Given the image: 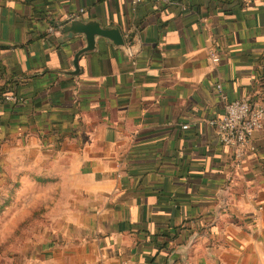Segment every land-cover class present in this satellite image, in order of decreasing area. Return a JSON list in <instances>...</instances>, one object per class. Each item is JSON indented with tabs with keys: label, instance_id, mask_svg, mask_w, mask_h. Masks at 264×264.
<instances>
[{
	"label": "crops",
	"instance_id": "obj_1",
	"mask_svg": "<svg viewBox=\"0 0 264 264\" xmlns=\"http://www.w3.org/2000/svg\"><path fill=\"white\" fill-rule=\"evenodd\" d=\"M78 17L125 45L101 37L76 69ZM0 67L18 97L0 101V178L11 152L53 190L26 264H161L150 236L179 232L172 252L210 224L190 264H264V125L239 163L212 125L264 97V0H0Z\"/></svg>",
	"mask_w": 264,
	"mask_h": 264
},
{
	"label": "rangeland",
	"instance_id": "obj_2",
	"mask_svg": "<svg viewBox=\"0 0 264 264\" xmlns=\"http://www.w3.org/2000/svg\"><path fill=\"white\" fill-rule=\"evenodd\" d=\"M13 158L11 152L6 153L5 161L8 164L5 176L0 178V264H26L33 237L31 229L44 218L47 212L44 209L52 206L49 197L53 190L50 187L46 190L47 186L43 183L39 189L22 184L30 170L27 168L19 176L18 169L12 168ZM20 190L21 193L18 192ZM46 193L49 200H46Z\"/></svg>",
	"mask_w": 264,
	"mask_h": 264
},
{
	"label": "built area",
	"instance_id": "obj_3",
	"mask_svg": "<svg viewBox=\"0 0 264 264\" xmlns=\"http://www.w3.org/2000/svg\"><path fill=\"white\" fill-rule=\"evenodd\" d=\"M161 4H170L174 0H157ZM212 59L219 60L217 52L211 53ZM217 88L222 92V85ZM222 97H227L222 92ZM18 101L12 93L2 95L0 101ZM212 125L218 131L219 141L230 147L235 154L236 161L239 163L246 152L248 145L258 130L264 125V97H261L256 103L248 98L235 99L227 101L225 111L221 118L212 121Z\"/></svg>",
	"mask_w": 264,
	"mask_h": 264
},
{
	"label": "water",
	"instance_id": "obj_4",
	"mask_svg": "<svg viewBox=\"0 0 264 264\" xmlns=\"http://www.w3.org/2000/svg\"><path fill=\"white\" fill-rule=\"evenodd\" d=\"M62 31L66 36V39H71L75 37L77 34H82L86 41V47L81 49L75 57V67L79 68V58L84 55L91 53L95 50L97 42L99 38L103 37L108 41L113 42L117 46L125 45L124 35L119 27L116 26H108L103 25L100 21L96 19H91L89 21H85L80 17L75 18L68 22L66 25L62 27ZM77 74V70L73 73ZM221 202L219 203L216 210V219L219 217L221 210L226 207L227 203V193L222 190L221 192ZM199 233H194L189 241L186 244L177 246L170 254L168 258V264H190L189 262V254L192 250L193 245H195L198 241Z\"/></svg>",
	"mask_w": 264,
	"mask_h": 264
},
{
	"label": "trees",
	"instance_id": "obj_5",
	"mask_svg": "<svg viewBox=\"0 0 264 264\" xmlns=\"http://www.w3.org/2000/svg\"><path fill=\"white\" fill-rule=\"evenodd\" d=\"M4 70L0 67V73H2ZM264 79V75L262 76ZM264 83V82H263ZM7 87L6 89L0 90V94L5 95L9 93ZM263 92H264V85H263ZM258 99L252 101V103H256ZM2 102H10L6 101L3 99ZM37 215L41 216L40 213H37ZM211 228V224L207 225L205 227H198L197 231L200 233H203L205 230H208ZM179 232L173 234V235H168L165 233H160L157 235H152L149 237V243L152 244L154 247L159 249V256L161 258V264H167V259L168 256L171 252V250L176 246V241L179 238Z\"/></svg>",
	"mask_w": 264,
	"mask_h": 264
}]
</instances>
